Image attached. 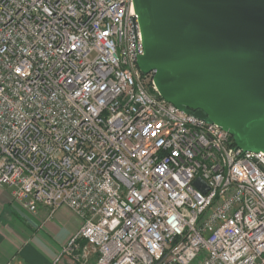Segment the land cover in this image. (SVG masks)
Returning a JSON list of instances; mask_svg holds the SVG:
<instances>
[{
  "label": "built area",
  "instance_id": "built-area-1",
  "mask_svg": "<svg viewBox=\"0 0 264 264\" xmlns=\"http://www.w3.org/2000/svg\"><path fill=\"white\" fill-rule=\"evenodd\" d=\"M143 56L133 0H0V186L81 219L55 264H264V153Z\"/></svg>",
  "mask_w": 264,
  "mask_h": 264
},
{
  "label": "water",
  "instance_id": "water-1",
  "mask_svg": "<svg viewBox=\"0 0 264 264\" xmlns=\"http://www.w3.org/2000/svg\"><path fill=\"white\" fill-rule=\"evenodd\" d=\"M133 3L145 47L138 66L155 73L162 97L264 153V0Z\"/></svg>",
  "mask_w": 264,
  "mask_h": 264
},
{
  "label": "crops",
  "instance_id": "crops-1",
  "mask_svg": "<svg viewBox=\"0 0 264 264\" xmlns=\"http://www.w3.org/2000/svg\"><path fill=\"white\" fill-rule=\"evenodd\" d=\"M63 211L70 214L64 230L53 222ZM81 226V219L65 207L52 217L44 207L38 208L36 213L29 212L14 201L10 189L0 186V264L11 260L15 264H55Z\"/></svg>",
  "mask_w": 264,
  "mask_h": 264
},
{
  "label": "rangeland",
  "instance_id": "rangeland-1",
  "mask_svg": "<svg viewBox=\"0 0 264 264\" xmlns=\"http://www.w3.org/2000/svg\"><path fill=\"white\" fill-rule=\"evenodd\" d=\"M70 217V214L68 212H59L58 215H56L55 220L53 221L57 226V228H63V230L66 228L65 224L68 222V219ZM76 221H79L78 218L75 219Z\"/></svg>",
  "mask_w": 264,
  "mask_h": 264
},
{
  "label": "bare ground",
  "instance_id": "bare-ground-1",
  "mask_svg": "<svg viewBox=\"0 0 264 264\" xmlns=\"http://www.w3.org/2000/svg\"><path fill=\"white\" fill-rule=\"evenodd\" d=\"M159 91V90H158Z\"/></svg>",
  "mask_w": 264,
  "mask_h": 264
}]
</instances>
